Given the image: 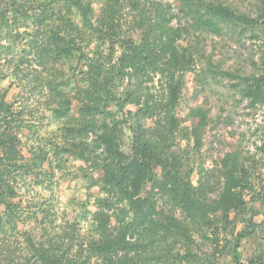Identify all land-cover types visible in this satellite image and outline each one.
Wrapping results in <instances>:
<instances>
[{"label":"trees","instance_id":"obj_1","mask_svg":"<svg viewBox=\"0 0 264 264\" xmlns=\"http://www.w3.org/2000/svg\"><path fill=\"white\" fill-rule=\"evenodd\" d=\"M176 1L0 0V83L10 80L0 86V237L20 231L25 244L20 255L7 244L0 264H264V137L252 154L195 166L182 142L201 150L209 112L192 108L193 128L177 114L200 55L182 40L227 28L261 39L260 61L248 73L209 61L203 73L264 110V0L254 14L227 0ZM30 80L62 122L26 155L25 129L36 126L8 93ZM70 160L87 164L95 209L71 202L79 209L56 229L52 199L32 204L27 191Z\"/></svg>","mask_w":264,"mask_h":264},{"label":"rangeland","instance_id":"obj_2","mask_svg":"<svg viewBox=\"0 0 264 264\" xmlns=\"http://www.w3.org/2000/svg\"><path fill=\"white\" fill-rule=\"evenodd\" d=\"M162 1H172L174 5L179 4L176 0ZM227 1L239 10L252 14L256 12V6L259 3V0ZM231 32L228 28L222 35L203 31L199 34V39H195L196 35H187L181 42L184 45L189 42H197L195 45L197 49H200V55L196 69L186 74V86L177 107V114L183 125L191 128L198 127L199 121L190 116V110L203 106L208 110L211 120L204 132L203 146L199 152L194 151L193 142L190 145L187 142H182V148L186 147V151L189 152L190 163L195 166L203 165L211 168L214 162L223 157L226 152L237 148H241L245 154H252L264 137L262 134L264 110L250 108L246 102L240 101V97L235 96L231 88V82L225 77L213 73L205 75L203 73L206 71L209 61L212 62L214 68L218 67L223 70L247 73L254 70L253 62L260 61L262 40L251 39L248 35L240 36ZM9 83L10 80L7 79L1 82L0 86L8 87ZM8 99L15 100L17 107L21 105L24 118L30 121L31 126H36L35 133L29 131L31 127L25 129L24 141L27 144L24 147V152L26 155H28L30 145L45 143L44 139L56 137L53 131L61 125L62 120L54 119L50 110L49 97L46 92L38 88V83L35 80H30L26 87L14 83L9 89ZM87 169L86 163L70 160L68 169L63 172L52 168L50 174L52 176L54 174V177L46 179L45 187L31 184L27 191V196L32 204L44 198L52 199L55 206L52 210L58 219L55 224L56 229L60 224H63L61 218H70L74 214L73 208L79 209V206H74V204L91 199L89 208L95 209L93 199L97 194V189L90 188V176H85L90 173ZM261 170L264 177V168ZM100 175L97 172L94 174V178L100 177ZM197 178L198 175L195 172L193 180L197 181ZM0 210H2L1 206ZM19 228L22 229L23 226L21 225ZM223 242L222 240L221 245ZM252 243V240L245 239L243 241L245 257L251 254ZM7 244L15 249L18 255L25 250L22 233L16 231L6 239L0 237V259L6 252ZM226 262L230 263V258H226Z\"/></svg>","mask_w":264,"mask_h":264}]
</instances>
